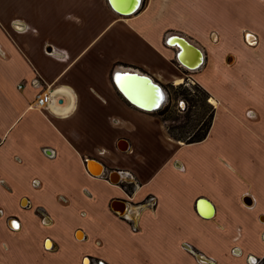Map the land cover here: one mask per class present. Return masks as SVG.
I'll list each match as a JSON object with an SVG mask.
<instances>
[{"label":"crops","instance_id":"0c3cea01","mask_svg":"<svg viewBox=\"0 0 264 264\" xmlns=\"http://www.w3.org/2000/svg\"><path fill=\"white\" fill-rule=\"evenodd\" d=\"M125 71L196 80L217 102L206 138L169 135L124 96ZM149 196L133 232L119 213ZM0 210V264L262 261L264 3L143 0L125 15L109 0H0Z\"/></svg>","mask_w":264,"mask_h":264},{"label":"rangeland","instance_id":"374dc122","mask_svg":"<svg viewBox=\"0 0 264 264\" xmlns=\"http://www.w3.org/2000/svg\"><path fill=\"white\" fill-rule=\"evenodd\" d=\"M257 2L262 4L264 0H257ZM241 23L243 24L245 21ZM15 25L18 30H21L19 29L20 25L24 29L20 23H15ZM237 44L238 42H235L234 46ZM239 47L240 45H238ZM193 81L192 83L184 80L175 86L171 84L167 87L163 86L167 91V101L161 110L155 113L166 126L168 134L182 142H188L190 138L202 135L210 121L211 113L215 109L210 103V96L196 80L193 79ZM113 183L116 184L114 181ZM128 190H132V188L128 187Z\"/></svg>","mask_w":264,"mask_h":264},{"label":"bare ground","instance_id":"6f19581e","mask_svg":"<svg viewBox=\"0 0 264 264\" xmlns=\"http://www.w3.org/2000/svg\"><path fill=\"white\" fill-rule=\"evenodd\" d=\"M109 1H110L111 6L115 10L122 12L125 15H131L135 13L136 11H138V9H140L143 0H130L127 5L125 4L122 6L120 4L121 0H119V6L116 4L114 0H109ZM133 4L134 6H132ZM174 36L176 38H173V39L171 38L170 42L177 45L178 50H179L178 52L179 60L185 62V59H184L185 52H186L185 48H186V45H189V42L187 41L186 38L181 37L179 35L178 36L171 35V37H174ZM213 39L214 40L216 39L215 35L213 36ZM246 39L249 44H253L252 40L255 39V36L248 33L246 35ZM203 59H204L203 55L200 53V56L197 58L196 63H193L190 66H194L192 67L194 70L197 68H200L204 63ZM124 73L127 74L130 72L125 71ZM117 77H119V80L117 79ZM115 78L118 81L119 88L121 89L124 96L127 97L128 100L132 102V104L134 103V105H136L141 110L142 108H144V109L152 110L150 112H157L161 110V108L165 105L166 103L165 98L167 99L168 97L167 91L161 87H158V85H155L156 83L153 82L151 79L148 78L147 81L142 80L138 78V74L134 76L125 75V77H122L119 73L115 74ZM57 93L58 92H55L54 95H56ZM211 102L215 105L217 104L216 100L213 98ZM122 148L126 149L127 145ZM100 169L102 170L101 166H100ZM112 179L114 182L117 183L118 181H120L121 175L115 174L113 175ZM119 208H120L119 209L120 211L124 212L126 209V206L121 205L119 206ZM200 211L202 214H204L207 217L212 216L214 213L213 208L210 205L208 206L200 205Z\"/></svg>","mask_w":264,"mask_h":264},{"label":"built area","instance_id":"2783aa9c","mask_svg":"<svg viewBox=\"0 0 264 264\" xmlns=\"http://www.w3.org/2000/svg\"><path fill=\"white\" fill-rule=\"evenodd\" d=\"M32 84L36 88H42V86H43V84L41 83V81L39 79H35L34 81H32ZM19 87L22 88V86H19ZM51 100H52L51 94L49 92H47V90H43V91L39 92V94H37V96H36V101H35L36 107L38 109H43L50 104ZM213 106L215 107V105H213ZM51 155L52 154H50V156ZM127 175H128V173H127ZM157 203H158V200L155 196H149L143 202L136 204L134 209H129L124 214L119 213V215L123 220H125L131 224L133 232H138L139 231V226L137 225V217H138L137 210H138V208L141 209L142 207H147L151 210H154V209H156ZM0 214H2L1 210H0ZM183 249L188 251V252L194 253L193 247L190 244H184ZM236 250H238V249L235 248L233 250V253H235ZM248 261L250 264H261L262 263V261H257L256 259H254L252 257H250L248 259ZM211 264H215V261H212Z\"/></svg>","mask_w":264,"mask_h":264},{"label":"water","instance_id":"95a60500","mask_svg":"<svg viewBox=\"0 0 264 264\" xmlns=\"http://www.w3.org/2000/svg\"><path fill=\"white\" fill-rule=\"evenodd\" d=\"M115 2H116V4L119 6V0H114ZM112 3V2H111ZM132 6H134V4L132 5ZM120 13H122V12H120ZM177 49H178V47H176ZM49 52H52V49L51 48H49V50H48ZM129 72V71H128ZM138 74V78H140V79H142V80H146L147 81V79L149 78V79H151L153 82H155L156 84L155 85H158V87H161V88H163V86L161 85V84H159L158 82H156V81H154L151 77H149V76H147V75H145V74H140V73H138V72H130V73H125L124 75H132V76H134V75H137ZM120 75H122L121 73H120ZM164 89V88H163ZM130 101V100H129ZM167 100H166V98H165V102H166ZM132 103V102H131ZM134 104V103H133ZM144 108H142V110H143ZM143 111H148V112H150V111H152V110H150V109H144ZM115 174H119V173H117V172H112L111 173V175L109 176V179L111 180V182H113V175H115ZM120 181H118L116 184H118Z\"/></svg>","mask_w":264,"mask_h":264},{"label":"trees","instance_id":"16d2710c","mask_svg":"<svg viewBox=\"0 0 264 264\" xmlns=\"http://www.w3.org/2000/svg\"><path fill=\"white\" fill-rule=\"evenodd\" d=\"M213 117H214V111L211 113L210 121L207 124V128H206L205 132L202 135L198 136V137L190 138V140L188 142H186V143L192 144V143H197V142H200V141L204 140L206 138L209 130H210V127H211V124H212V121H213ZM263 262H264V259L262 260V264H263Z\"/></svg>","mask_w":264,"mask_h":264},{"label":"flooded vegetation","instance_id":"af4514ba","mask_svg":"<svg viewBox=\"0 0 264 264\" xmlns=\"http://www.w3.org/2000/svg\"><path fill=\"white\" fill-rule=\"evenodd\" d=\"M182 37L185 38V36H182ZM190 65H191V64H190ZM182 81H184V80H182ZM180 82H181V81H180ZM180 82L176 83V85H178ZM211 100H212V98H210V103H212ZM212 104H213V103H212ZM213 105H215V104H213ZM216 105H217V104H216ZM216 105H215V106H216Z\"/></svg>","mask_w":264,"mask_h":264},{"label":"snow or ice","instance_id":"6c2138e0","mask_svg":"<svg viewBox=\"0 0 264 264\" xmlns=\"http://www.w3.org/2000/svg\"><path fill=\"white\" fill-rule=\"evenodd\" d=\"M117 79L119 80V77H117Z\"/></svg>","mask_w":264,"mask_h":264}]
</instances>
